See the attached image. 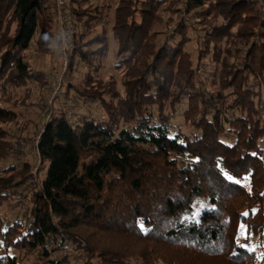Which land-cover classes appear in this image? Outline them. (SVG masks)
<instances>
[{
  "label": "trees",
  "instance_id": "1",
  "mask_svg": "<svg viewBox=\"0 0 264 264\" xmlns=\"http://www.w3.org/2000/svg\"><path fill=\"white\" fill-rule=\"evenodd\" d=\"M80 2L68 0L75 22L69 71L86 67L84 83L96 86L100 95H79L98 102L107 119L50 115L37 139L46 166L39 187L26 186V163L4 167L0 264H24L13 251L36 255L44 264H71L69 252H85L86 264L95 259L97 264H153L156 252L168 250L191 257L189 264L207 259L264 264V255L258 260L239 242L241 225L248 235L264 237V102L257 90L264 87V0H119L113 35L103 28L86 42L101 17L93 15L97 9L83 11ZM166 3L177 6L169 12L173 21L174 15L201 10L198 57L231 55L233 48L240 53V46L248 45L246 80L234 73L228 93L206 100L193 84L187 18L180 17L171 37L157 45ZM55 37L50 0H0L1 152L7 145L3 125L19 116L13 90H30L31 80L50 86L48 75L33 70L23 55L34 41L50 53ZM111 43L117 46L115 67L127 68L135 80L125 81L126 95L118 105L104 104L102 92L110 88L96 77ZM251 78L259 81L255 89ZM174 85L178 94L170 90ZM66 87L65 95L78 90ZM188 91L184 121L199 134L182 143L170 135L167 108L175 109ZM200 197L207 206L196 216ZM12 199H29L32 207L10 218L2 210ZM114 238L140 241L153 250L135 253L129 244L120 250L112 245Z\"/></svg>",
  "mask_w": 264,
  "mask_h": 264
},
{
  "label": "rangeland",
  "instance_id": "2",
  "mask_svg": "<svg viewBox=\"0 0 264 264\" xmlns=\"http://www.w3.org/2000/svg\"><path fill=\"white\" fill-rule=\"evenodd\" d=\"M80 1L79 5L83 11L88 12V10L97 9L94 10L93 15L97 14L101 17L100 22L97 23L94 30L89 32V36L85 42L93 38L96 34H100L103 28L108 30V34L110 36L113 35L111 32L113 24L112 19L119 0ZM103 6H108L110 9L106 10ZM176 7L177 6L168 3L163 6L162 11L160 12L163 22L156 28V31L159 32L157 45H162V43L171 37L172 32H174V27L179 21H181V18H187L188 24L192 26L190 29L192 42L187 46V52L190 56H192V58H190L192 60L191 68L194 70V72L192 71V75L193 84L196 85V90H198L206 100L209 98L208 95L219 98L222 93H228V86L232 84L234 73H236V75H240L239 79L243 78V80H246V76L244 75L243 77V72L246 71V65L248 64L246 52H248L249 46H240V50H242L240 53H236L237 51H234L235 48H233L232 52H230L231 55L225 54L219 56H207L206 58L198 57V52L201 49V43L197 31L201 28V18L199 17L201 10L192 12L190 15L183 13L182 16H180V14L177 16L174 15L175 19L173 21L172 17L170 19L168 17H170V13L174 14V11L172 10L176 9ZM218 19L222 20L221 18ZM219 20L217 24L220 22ZM110 42H112V39ZM169 44H174V42L170 41ZM222 45L223 49H227L226 52L230 51L228 49L231 48L226 44V42ZM111 46L110 55L107 59H105V64L102 65V69L96 77L100 79L103 85H108L107 88H110V93L106 91L102 92V96L105 98L104 104L111 103L112 105H118L121 99H123L126 95V87L124 85L125 81L130 84V81L134 83L135 80L134 77H129L130 74L127 68L115 67L116 64L114 54L117 50V46L112 43ZM52 49L53 51L50 53L41 52L40 49H37L36 42L34 41L25 51L23 55L24 61L27 62L33 70L42 71L48 75L50 86L48 88L43 86L41 87L38 86L35 81L31 80L30 84H27L30 90L26 88H14L15 90H13L14 96L12 102H16V111L19 116L17 117V120L3 125V129L7 132L6 138L3 142L7 143V145L4 152L0 151V176L3 174L2 171L4 167L6 168L11 164L26 163L29 166L30 173L26 186L30 189L34 186L39 187L44 181V177L46 175V166H44V164L42 165L39 153L37 152V139L39 138L42 130L45 128L44 126L50 120V115L58 112H65L68 113L73 121L80 116H87L92 120L95 119L96 121H105L107 119V111H105L98 102L91 103L90 101L92 100L84 99L81 95H79L80 93L84 94L86 97H92L95 95L96 97H99L100 95L99 92L96 91V86L88 87L87 84L84 83V78L87 74L86 67L78 66L75 71H69V66L65 67L66 69L61 68L63 61L57 37L54 39ZM93 49H95V47H93ZM151 62L152 61H148L147 63ZM238 71L240 73H237ZM251 82L254 84L255 89L259 81L257 78H251ZM67 84L78 87V90L77 88H71L69 94L65 95ZM132 86L133 85L130 87L132 88ZM170 90L175 92V94H178L179 88L174 85L170 88ZM257 90L262 94L264 102V87L257 86ZM28 91L31 93L29 94ZM191 91L193 92V90ZM191 91L185 93L186 96L184 95L183 100L175 107V109L167 108V114L172 117L171 126L169 128L170 135L173 137L179 136L182 143H184L186 139L191 141L194 140L197 134H199L198 131L196 132L184 121V113L188 109L189 92ZM230 100H232V98L228 99V101ZM261 109H263V106H261ZM262 116L264 120V112ZM243 183L247 188H249L248 181H244ZM20 202L25 205L26 209L32 207L29 199H12L10 200V205L3 208V214L7 213L10 218H15V216L17 217L22 214L24 209L18 207ZM206 206L207 200L200 197L195 203V215L199 216ZM246 231V225H241L239 242H242L244 246L255 252L257 259L260 260L264 255V237H260L254 233H250V235H248ZM84 243L87 244L86 242H83V247L85 246ZM126 244H129L130 246H127L131 247L135 253L139 250L142 251L144 248H147V250H153L152 246L147 247L140 241L136 242V240L134 241L128 238L124 240L114 238L112 245H115L121 250L126 247ZM69 253L72 258L71 264H86V261H83V256L86 255L85 252ZM12 254L22 257L20 259L24 264H44V261L39 259L36 255L24 256L18 251H13ZM155 256L153 264H189L187 261L191 258L184 256L183 253L169 250L160 253L156 252ZM207 260L210 264H232L229 261H223V259L221 261L220 259H215L213 261L210 259ZM98 261V259H95L94 264H97ZM204 261H202L201 264H204ZM138 262L141 264L140 260H138ZM254 264H258V261Z\"/></svg>",
  "mask_w": 264,
  "mask_h": 264
},
{
  "label": "built area",
  "instance_id": "3",
  "mask_svg": "<svg viewBox=\"0 0 264 264\" xmlns=\"http://www.w3.org/2000/svg\"><path fill=\"white\" fill-rule=\"evenodd\" d=\"M50 8L52 10L54 22L56 23L55 33L63 61L61 68H65L69 66V57L74 54L75 50V22L73 21L72 13L68 9V0H50ZM18 207L24 210L26 209L25 205L21 202Z\"/></svg>",
  "mask_w": 264,
  "mask_h": 264
}]
</instances>
